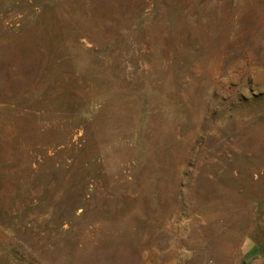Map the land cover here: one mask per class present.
Segmentation results:
<instances>
[{"label": "rangeland", "instance_id": "rangeland-1", "mask_svg": "<svg viewBox=\"0 0 264 264\" xmlns=\"http://www.w3.org/2000/svg\"><path fill=\"white\" fill-rule=\"evenodd\" d=\"M264 264V0H0V264Z\"/></svg>", "mask_w": 264, "mask_h": 264}, {"label": "crops", "instance_id": "crops-1", "mask_svg": "<svg viewBox=\"0 0 264 264\" xmlns=\"http://www.w3.org/2000/svg\"><path fill=\"white\" fill-rule=\"evenodd\" d=\"M257 255L260 254V247L258 245H252V246H249L248 247V252H247V255H251L250 257V260L252 262V264H260L261 261L259 258H254V257H257V256H253V255Z\"/></svg>", "mask_w": 264, "mask_h": 264}]
</instances>
